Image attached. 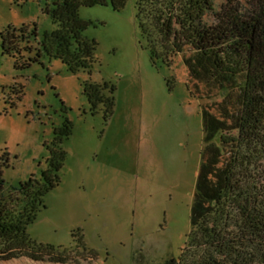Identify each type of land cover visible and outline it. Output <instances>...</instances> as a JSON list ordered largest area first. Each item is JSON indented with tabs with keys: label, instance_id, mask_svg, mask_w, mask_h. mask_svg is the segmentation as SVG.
<instances>
[{
	"label": "rangeland",
	"instance_id": "obj_1",
	"mask_svg": "<svg viewBox=\"0 0 264 264\" xmlns=\"http://www.w3.org/2000/svg\"><path fill=\"white\" fill-rule=\"evenodd\" d=\"M215 1L217 9L224 2ZM135 2L122 10L81 7L91 22L85 34L98 47L92 73L73 74L46 56L27 68L16 65L19 55L3 50L2 32L36 26L38 42L56 25L41 0H0V155L8 153L7 185L40 174L56 128L72 124L62 143L61 183L27 228L37 242L64 250L67 260L22 256L0 264H164L180 256L202 160V105L221 95L204 98L201 84L191 92L181 54L171 65L152 62ZM89 79L116 86L110 116L92 110L83 93Z\"/></svg>",
	"mask_w": 264,
	"mask_h": 264
},
{
	"label": "trees",
	"instance_id": "obj_2",
	"mask_svg": "<svg viewBox=\"0 0 264 264\" xmlns=\"http://www.w3.org/2000/svg\"><path fill=\"white\" fill-rule=\"evenodd\" d=\"M41 1L56 28L37 42L36 26H8L1 34L3 50L19 55L20 68L46 56L73 74H91L98 42L85 34L91 22L81 17V7L110 4L122 10L129 0ZM135 1L152 62L171 65L181 54L194 83L191 92L196 95L201 84L204 98L221 95L202 105V160L190 231L180 256L164 264H264V0H224L219 9L215 0ZM115 91L109 81L83 83L92 110L103 109L106 117L113 113ZM55 132L47 167L18 185H7L8 153L0 155V260H67L64 250L37 242L27 231L46 208V195L61 183L62 143L72 134L71 122Z\"/></svg>",
	"mask_w": 264,
	"mask_h": 264
}]
</instances>
